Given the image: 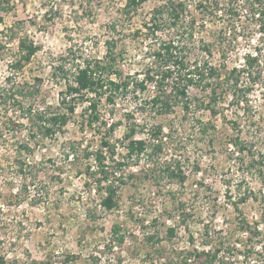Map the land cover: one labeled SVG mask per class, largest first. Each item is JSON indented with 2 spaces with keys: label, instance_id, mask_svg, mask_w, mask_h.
I'll return each instance as SVG.
<instances>
[{
  "label": "rangeland",
  "instance_id": "rangeland-1",
  "mask_svg": "<svg viewBox=\"0 0 264 264\" xmlns=\"http://www.w3.org/2000/svg\"><path fill=\"white\" fill-rule=\"evenodd\" d=\"M126 1L15 0L9 12H1L4 21L0 23V80L18 52L19 37L28 35L41 49L24 69L23 77L43 78L37 97L40 107L58 105L60 85L52 76L54 64L61 55L71 57V62L82 55L102 57L104 41L110 36L109 25L117 17L119 26H123L116 34L120 37L116 39V51L121 53L122 76L143 78L148 66L163 63L153 55L160 40L141 39L142 34L136 38L134 31L158 0H147L129 18L122 12ZM186 1L193 9L197 0ZM215 21L202 28V35L222 27V19ZM237 23L241 30L232 47L220 48L211 36L175 40L186 45L191 62L202 57L204 41L211 45L212 62L221 63L224 55L232 67L260 42L257 17L245 13ZM172 85L173 80L169 79L164 88L171 90ZM154 89L150 83L147 95ZM209 92L210 88L204 92L201 86H190L193 103L188 111L181 104L169 114L156 113L149 106L143 111L135 110L138 121L144 122L148 130L161 123L168 131L167 125H171L172 134L158 155L127 159L123 146L129 141L125 137L127 122L109 134L119 143L116 161L126 157L118 170L121 175L117 176L123 177L120 207L112 211L100 207L102 192L94 184H87V178L78 172L82 159L74 163L65 156L72 143L100 142L101 132L82 126L81 113L86 103L79 101L64 132L45 140L36 150L40 182L28 187L20 202L11 196L7 200L0 196V255L6 264H182L187 251L221 247V241L225 242L222 254L231 263H254L255 256H244L250 241L240 227L243 221L252 226L256 223L262 232L252 243H264V82H259L248 95V106H244L246 102L238 106L228 96L212 104L216 114L195 106L194 98ZM133 95L131 92L118 100L115 114L108 112L107 103L102 104L103 120L119 121L126 108L132 109L136 101L146 96ZM106 128L108 131V124ZM147 135L139 132L136 139ZM4 151L0 146V157ZM9 155L10 159L14 156L13 152ZM169 158L181 160L183 183L167 175L165 165ZM89 161L94 164L93 159ZM14 173L7 168L5 176L0 175V192L10 195L12 189L18 191L20 181ZM184 212L188 213L185 222ZM116 224L120 226L117 232ZM170 226L176 228L173 235L167 231ZM147 235L153 238L148 239ZM65 255L75 257L66 262Z\"/></svg>",
  "mask_w": 264,
  "mask_h": 264
},
{
  "label": "trees",
  "instance_id": "trees-1",
  "mask_svg": "<svg viewBox=\"0 0 264 264\" xmlns=\"http://www.w3.org/2000/svg\"><path fill=\"white\" fill-rule=\"evenodd\" d=\"M14 1L0 0V23L4 21L1 12H9L14 6ZM146 1L127 0L122 8L123 15L128 18L133 16V12ZM189 6L186 0H158L152 12L134 31L136 38L142 34L141 39L160 40L153 55L160 58L163 63L148 66L143 78L128 74L122 76L119 64L121 53L116 51V39L120 37L116 34L120 33L123 26L122 24L119 26L118 17L109 25L110 36L104 41L106 46L102 57L82 55L79 59L73 58L71 62V57L61 55L60 61L54 64L52 70L53 78L60 85L56 106L40 107L37 102L42 77L34 75L29 77L30 80L23 77L24 69L32 63L41 47L30 40L28 35L22 34L19 37L18 52L10 59L8 71L0 80V146L5 150L3 157H0V175H4L7 168L13 169L20 185L18 191L12 189L10 195L0 192L3 199L7 200L11 196L13 200L20 202L23 200V194L29 190L28 187L40 182L38 173L40 163L35 159L36 150L45 140L64 132L67 120L75 114L79 101L86 103L81 113L82 126L101 132L100 142L72 143L65 156L74 163L82 159L76 168L87 178V184H94L97 190L102 192L99 204L104 211L120 207V186L123 184V177L117 176L121 175L118 170L124 164L122 160L126 157L132 161L141 155L148 157L158 155L172 134L171 125H167L169 130L164 131L165 125L161 123L148 130L144 122L138 121L135 110L139 108L143 111L149 106L156 113L169 114L173 112L175 106L181 104L188 111L193 103L189 96V88L192 85L201 86L204 92L210 88L208 95L194 98L197 108H207L216 114L217 109L212 104L219 103L228 96L238 106L244 105L245 102L244 106L249 105L248 95L255 90L259 82H264V0H197L193 9H189ZM51 8L53 9L52 6ZM245 13L257 17L260 42L241 63L232 67L227 65L228 59L224 55L221 63L212 62L209 58L213 54L211 45L204 41L202 57L191 62L186 55V45L182 40H175L209 39L211 36V39H217L216 44L219 43L220 48L224 49L227 45L232 47L241 30L237 21ZM217 18L224 21L222 27L215 31L211 29L208 31L210 35H207L208 33L202 35V28L208 27V22H216ZM169 28L170 31H167ZM222 52L224 54V51ZM169 79L173 80L171 90L164 88ZM150 83H153L155 89L153 93L147 95ZM131 92L134 93V97H138L137 93L146 94L145 99L141 98L135 105H129L128 107L132 106V109L126 108V113L119 121L105 122L101 105L107 103L110 107L108 112L115 114L119 109L118 100L125 99ZM123 122L128 123L125 137L129 141L123 145L126 157L123 156L116 161L119 143L108 136L114 134L116 127ZM104 126L106 130L102 132ZM139 132L143 134L147 132L148 135L136 139ZM235 144H238V141H235ZM10 152L14 154L12 159ZM90 159L94 160V164L90 163ZM181 168V160L177 158H169L165 165L167 175L172 179L178 178L183 183L185 176ZM5 180L7 182V175ZM9 182L13 184L14 181ZM46 194L47 191L44 192V196ZM91 212L89 210V213ZM182 215L185 222L188 213L184 212ZM119 229V224H116L114 231L117 232ZM175 229L170 226L167 231L173 235ZM240 229L250 241L247 249L243 251L245 258L255 256L256 260L252 264H264V243L260 245L252 243V240L262 232L261 229L256 223L252 226L248 221H243ZM146 237L152 239L153 235ZM220 243L221 247L213 249L193 248L187 251L182 264H233L229 257L222 254L221 248L225 242ZM74 257L65 255V260L70 262ZM0 264H6L2 255Z\"/></svg>",
  "mask_w": 264,
  "mask_h": 264
}]
</instances>
